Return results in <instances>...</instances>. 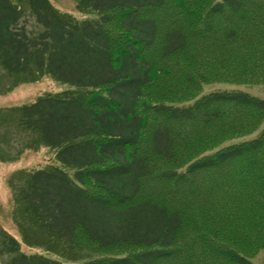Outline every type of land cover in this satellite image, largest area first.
Listing matches in <instances>:
<instances>
[{
    "label": "trees",
    "instance_id": "16d2710c",
    "mask_svg": "<svg viewBox=\"0 0 264 264\" xmlns=\"http://www.w3.org/2000/svg\"><path fill=\"white\" fill-rule=\"evenodd\" d=\"M76 3L95 18L0 0L2 70L70 86L17 108L57 163L10 183L22 223L0 228L3 264H254L264 100L201 93L264 84V0Z\"/></svg>",
    "mask_w": 264,
    "mask_h": 264
},
{
    "label": "rangeland",
    "instance_id": "374dc122",
    "mask_svg": "<svg viewBox=\"0 0 264 264\" xmlns=\"http://www.w3.org/2000/svg\"><path fill=\"white\" fill-rule=\"evenodd\" d=\"M50 2L61 13L71 15L78 20L95 18V14L78 11L76 0H50ZM26 81H28L27 75L20 74L11 78L0 67V228L8 230L19 239L20 229L17 221L22 222L15 213L17 209L15 195L10 183L20 187L22 171L44 169L48 164L57 162L54 150L44 146L36 148L39 137L24 132L18 126L17 108L34 103L46 94H55L70 88L69 85L54 81L47 76L35 82ZM17 83L19 84L14 86ZM224 92H244L264 100V84L216 82L204 85L201 95ZM190 104L192 102L187 103ZM259 133L260 131H257L236 142L256 138ZM22 252L31 254L42 250H31L23 244ZM7 258L0 256V264H3L2 260L5 261ZM252 261L254 264H264V250Z\"/></svg>",
    "mask_w": 264,
    "mask_h": 264
}]
</instances>
